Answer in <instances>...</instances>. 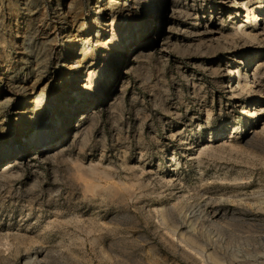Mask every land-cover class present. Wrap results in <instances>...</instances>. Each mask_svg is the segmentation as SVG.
<instances>
[{"label": "rangeland", "instance_id": "obj_1", "mask_svg": "<svg viewBox=\"0 0 264 264\" xmlns=\"http://www.w3.org/2000/svg\"><path fill=\"white\" fill-rule=\"evenodd\" d=\"M94 3L0 0V264H264V0Z\"/></svg>", "mask_w": 264, "mask_h": 264}, {"label": "bare ground", "instance_id": "obj_2", "mask_svg": "<svg viewBox=\"0 0 264 264\" xmlns=\"http://www.w3.org/2000/svg\"><path fill=\"white\" fill-rule=\"evenodd\" d=\"M99 1L100 0H96V3H94L93 5V8L96 7L97 9V12H96V15H98V17L101 16V13L104 11V7H102L100 4H99ZM103 5V4H102ZM166 11V10H165ZM164 12V11H163ZM164 18V16L162 17ZM257 18V16H255V19ZM165 19V18H164ZM100 20V19H99ZM102 21V20H100ZM67 22V21H66ZM73 25H75V23H77V19L76 18H73L71 21H70ZM140 27L136 28L133 32V37H137L141 34L140 32ZM71 32V31H70ZM69 33V32H68ZM142 45L141 49L137 50V56H140V55H144L146 53L145 51V44L142 43L140 44ZM255 74V73H254ZM248 80V79H247ZM23 87V86H22ZM34 139V137H32L30 140H28L27 142H32V140ZM38 143H39V146H42L41 148H49V146L51 145V140H52V136L49 135L48 132H46L45 130H42L41 133L39 134L38 136ZM25 142V143H27ZM7 145V144H6ZM5 150L7 152V154H11L12 153V149L10 146H5ZM4 152V151H3ZM38 157L37 155L35 156H32V158H36ZM20 163H22V159L19 158V157H14V158H10L9 160L6 161V163L4 164V167L0 170V176L6 172H11L16 166H18Z\"/></svg>", "mask_w": 264, "mask_h": 264}]
</instances>
